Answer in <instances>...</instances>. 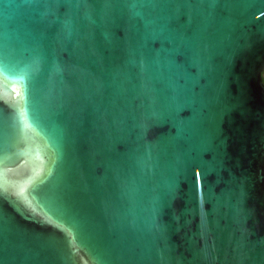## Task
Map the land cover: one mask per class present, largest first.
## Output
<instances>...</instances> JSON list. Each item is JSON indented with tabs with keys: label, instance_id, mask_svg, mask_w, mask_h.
Returning a JSON list of instances; mask_svg holds the SVG:
<instances>
[{
	"label": "water",
	"instance_id": "95a60500",
	"mask_svg": "<svg viewBox=\"0 0 264 264\" xmlns=\"http://www.w3.org/2000/svg\"><path fill=\"white\" fill-rule=\"evenodd\" d=\"M264 0H0V264H264Z\"/></svg>",
	"mask_w": 264,
	"mask_h": 264
},
{
	"label": "trees",
	"instance_id": "16d2710c",
	"mask_svg": "<svg viewBox=\"0 0 264 264\" xmlns=\"http://www.w3.org/2000/svg\"><path fill=\"white\" fill-rule=\"evenodd\" d=\"M263 79H264V73H263Z\"/></svg>",
	"mask_w": 264,
	"mask_h": 264
}]
</instances>
